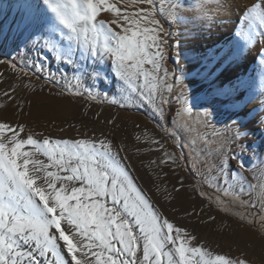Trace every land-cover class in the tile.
I'll return each mask as SVG.
<instances>
[{"label":"snow or ice","instance_id":"obj_1","mask_svg":"<svg viewBox=\"0 0 264 264\" xmlns=\"http://www.w3.org/2000/svg\"><path fill=\"white\" fill-rule=\"evenodd\" d=\"M209 2L225 12L239 8L246 25L235 31L236 40L219 51L208 47L201 59L205 70L193 75L211 85L209 95L213 98L228 101V127L236 125L234 139L244 140L252 130L240 117L239 102L233 99L243 82L234 76L232 65L237 64L245 49H254L252 61L258 57L264 68V0L250 7L229 0H194L191 4L190 0H160L159 5L156 0H125L127 4L149 6L135 12H123L108 0H33L25 6L17 33L44 59L72 66L77 72L81 71L76 68L80 60H91L95 65L91 70L94 81L113 76L129 98L136 95L145 99L161 119L163 105L171 103L168 94H174V88L179 86L183 104L176 116L183 119L182 113L190 114L192 110L183 91V70L177 72L165 66L164 48L167 37L175 38L181 33L165 29L157 17L164 18L170 26L195 24L181 16V11L186 6L203 10ZM102 11L113 13L115 18H98ZM202 18L207 23L187 33L194 40L203 38L205 32L211 33L214 20ZM173 47L177 49L179 65V41ZM4 63L0 60V64ZM221 72L229 82L224 87L213 84ZM76 87L74 94L81 95L79 81ZM4 95L10 94L5 91ZM200 101L201 97L193 96L192 107H207ZM209 115L202 114L198 123L207 128ZM252 122L258 125L261 144L241 147L250 148L260 160L259 165L248 168L238 157L231 159L237 160L239 169L251 171L258 181L253 184L242 171L237 173L239 181L247 182L250 195L256 198L257 202L249 206L256 208L259 204L264 212V156L260 155L264 152V116L259 120L253 117ZM23 131V125L0 122V264H247L243 259L213 254L191 243L196 237L170 222L135 183L123 163L126 157L120 156L122 147H114L107 139L52 140L33 134L21 136ZM164 155L175 163L172 154ZM226 163L227 158L221 160L218 171L222 174ZM223 195L238 198L231 186L223 190Z\"/></svg>","mask_w":264,"mask_h":264},{"label":"bare ground","instance_id":"obj_2","mask_svg":"<svg viewBox=\"0 0 264 264\" xmlns=\"http://www.w3.org/2000/svg\"><path fill=\"white\" fill-rule=\"evenodd\" d=\"M32 2L33 0H0V55H10L13 40H17L23 49L31 46V44L26 46L21 41L17 28L21 16L24 14L25 6ZM193 2L194 0H190V4ZM237 2L241 6L250 7L252 3H259L260 0H229V3ZM108 3L115 4L123 12H135L141 7H149L148 5L127 4L125 0H108ZM156 3L159 5L160 0H156ZM165 7H167L166 4ZM180 15L194 20L195 24L172 25V32H178L181 35L175 38L171 37L168 44L173 46L181 40L179 42L181 60L177 68L175 66L167 67L170 70L177 69L179 72L181 69L183 70L181 73L184 76L183 91L192 110L194 109L191 103L193 96L201 97L200 103L207 105V107L196 106L213 117L206 130V136L223 133L228 125H231L229 119L231 113L229 108L225 107L228 101L209 95L212 91L211 85L193 73L197 70H205L201 66V59L208 47H217L219 51L223 45L236 40L235 31L239 30L242 25H246V22L243 21L239 8L225 12L218 10L217 5L211 2L207 3L203 10L186 6ZM204 16L214 20L211 33L205 32L203 38L194 40L187 33L197 31V25L206 24L207 21L202 18ZM98 18H104L107 21L115 17L113 13L102 11ZM157 18L162 20L159 15ZM112 27L116 28V25H112ZM116 30L119 31V28ZM166 46L164 48L168 50ZM256 47H260V45L257 44ZM173 48L175 65H177V49ZM254 55V49L251 52L245 49L237 64L232 65L234 76L239 77L243 82L240 91L233 99L239 102L240 117L252 130V135L244 140H238L237 145L225 157L227 163L224 164L223 174L218 171L221 160L209 167V160L205 159L198 166L193 165L194 170L192 169L193 174L199 176L208 187L216 189L215 185H218L220 192L223 193L225 188L231 186L238 193V197L247 204L257 201L253 195H250L251 190L248 188V183H241L237 173L242 171L247 181H251L253 184H258V181L253 179L251 171L239 169L237 160L231 159V157L236 156L245 161L248 168H256L260 163L250 148L241 147V145L261 144V134L257 130L258 125L252 122V118L256 117L259 120L261 116H264V105H262L264 102V68L260 65L258 57L252 61L251 57ZM40 56V69L37 73L50 71L54 77L58 78L56 76L57 62L51 58L44 59L42 55ZM192 57H197V59L193 60ZM0 60L4 59L0 56ZM4 61L6 63L0 64V73L3 74L0 76V105L5 102V91H17V99L14 104H8L5 108L4 105L0 107V122L10 123L12 126L23 125L24 131L20 133L21 136L33 134L37 138H99L107 139L114 147L124 148L133 168L141 177L142 182L144 181L146 191L140 186L141 184L139 185L137 177L132 174L135 183L144 190L146 195L151 198L153 206L159 209L170 222L186 229L196 237V240L191 243L204 246L205 251H210L213 254H223L231 259H243L247 261V264H264V234L241 223L238 219L228 216L225 212H221L213 201L206 198L204 194L202 195L201 187L185 167L181 152L167 138L165 132L168 130V122L176 120L177 108H172L170 112L168 104H164L163 119L155 111L157 113V124H155L143 115L132 113L125 106L123 98L124 95L127 98L128 94L126 96V94L120 93L122 91L121 82L111 75L106 80L94 81L90 79L86 90L104 100V103H95L86 98L71 97L61 92L62 90L56 86L45 85L37 76L20 73L8 61ZM86 65L95 67L91 60H80L76 68L81 71L74 72L73 89L75 90H77V81H79L78 89L81 87ZM145 67L150 66L145 65ZM189 75L190 77H188ZM222 77L223 72L217 75L213 84L220 87L228 84L229 82ZM205 97L207 98L205 99ZM17 101L24 103L21 114L17 109L19 104L17 107L15 106ZM181 102L183 104V100ZM245 113H251V115L246 116ZM14 116H17L15 122L12 121ZM236 127V125L231 126L234 131ZM137 136L140 137L139 140H137ZM154 140H158L160 143H152ZM165 152L174 156L175 163L164 155ZM260 155L264 156V152H260ZM120 156L123 158L122 151ZM153 160L156 161L155 164L151 163ZM162 160L166 162L161 163ZM250 161L251 163H249ZM123 163L126 165L125 160ZM259 174L260 171L257 170L256 175ZM217 177L218 179H216ZM225 180H228L227 185ZM157 186H159V191H157ZM166 194H170L167 199ZM256 208H259V204Z\"/></svg>","mask_w":264,"mask_h":264},{"label":"rangeland","instance_id":"obj_3","mask_svg":"<svg viewBox=\"0 0 264 264\" xmlns=\"http://www.w3.org/2000/svg\"><path fill=\"white\" fill-rule=\"evenodd\" d=\"M160 18L162 19L161 21H163L162 25L164 26V28L172 32V26H170V24L166 22V20H164V18H162L161 16ZM170 38L171 37H167L168 43L171 40ZM180 41L181 40H179V42ZM17 45H19V47H17ZM166 47L169 51L165 49V53L168 52L165 56V58H167V60H165V66H175L177 68L178 65H175V54H173V46L171 44H167ZM0 56L4 60L8 61L11 66L15 64V69H17L20 73H27L26 75L29 74V76H37L42 80L45 85L56 86L57 88L62 90L61 92L71 97L86 98L95 103H104V100H102L99 96L93 93L89 95L90 92L86 90L89 85V82L91 81L90 79H92L91 70L94 66L86 65L85 72L82 76V84L81 87L78 89V91L82 94L76 95L74 94V92H76L77 90L73 89L75 70L72 66L57 62L56 65L58 70L56 72V76H58V78L54 77L50 71H46L47 73L41 72V74L37 73L40 69V54H38L32 48V46H28V48L23 49L22 45L18 43L17 40L12 41L9 56ZM21 69L23 71H21ZM176 71L179 72L177 69ZM188 77H190V75ZM180 92L181 88L177 86L174 88V94H168L171 100V103L168 104V110H170V112L172 108H177V110L181 108L182 98H179ZM120 93H123V95L126 94V96L128 94L124 91H120ZM9 94V96H5V102L3 103L4 108L8 104H14L17 99V91H9ZM123 103L125 104V106L128 107V109L132 113L143 115L150 122L157 124V113L155 112V109L151 107V104H149L145 99L136 95H132L131 98H129L128 95V97L125 98L124 95ZM23 104V102L17 101V104L15 105L16 107L18 105L17 109L19 114L22 113ZM202 114H204V112L200 108L194 107V109L191 110L190 114L182 113L183 119L176 117V120H174L173 122L169 120L168 130L165 132L167 138L170 139L175 145V147L181 152L187 171L191 174V176L201 187L202 192L206 198L213 201L216 206L221 210V212H225V214H227L228 216H231L236 220L238 219V221H240L241 223H245L251 228L264 234V212H261L259 208L250 207L249 204L244 202L239 197L236 198L231 195L225 196L222 192L217 191L212 187H208L205 182H203V180L199 178V176L193 174V165L198 166L203 160L207 159L209 160L208 166L212 167L214 163L225 158L238 143V140L234 139L235 131L231 127H228L223 133H218L217 135L212 136H206V130L208 127L205 128L200 123H198V121L201 119ZM16 118L17 116H14L12 118V121L15 122ZM207 119L209 121H212L213 117L209 115ZM51 139L56 140L57 138ZM62 139H68V137ZM123 151V158L126 157V159L124 160L126 165L129 166L128 171H131L132 173H130L137 177L136 179L137 181H139V185L141 184L140 186L145 189L146 185L144 181L142 182L141 177H139V175L133 168L128 154L124 148ZM217 198H219V201Z\"/></svg>","mask_w":264,"mask_h":264}]
</instances>
